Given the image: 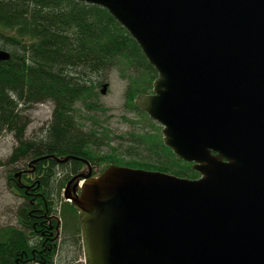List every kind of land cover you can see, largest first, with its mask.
I'll list each match as a JSON object with an SVG mask.
<instances>
[{"label":"water","instance_id":"1","mask_svg":"<svg viewBox=\"0 0 264 264\" xmlns=\"http://www.w3.org/2000/svg\"><path fill=\"white\" fill-rule=\"evenodd\" d=\"M79 1L136 41L157 76L134 103L199 174L84 160L62 192L84 264H264V0Z\"/></svg>","mask_w":264,"mask_h":264},{"label":"trees","instance_id":"2","mask_svg":"<svg viewBox=\"0 0 264 264\" xmlns=\"http://www.w3.org/2000/svg\"><path fill=\"white\" fill-rule=\"evenodd\" d=\"M0 49L9 53L8 59L0 60V132L12 133L16 142L6 162L32 160L39 168L32 177L21 174L19 181V167L9 174L23 202L17 212L20 226H0V264H84L77 262L82 256L78 214L61 195L66 182L83 172L84 160L99 171L117 164L183 178L199 177L191 163L164 145L161 126L136 107V95L152 91L157 73L136 41L104 7L79 0H0ZM110 70L127 80L126 111L147 121L118 136L128 142L123 152L130 156L127 159L121 158L123 153L117 148L97 152L95 149L107 142L99 140L98 129L81 128L75 107L79 103L87 109L103 110L97 99ZM101 74L103 79H97ZM45 101L53 104L46 135L27 137L30 119L25 111ZM103 136L111 140L107 133ZM64 157L69 158L64 162L54 159ZM63 166H68L71 174L57 181V167ZM37 190L43 203L30 205V193ZM44 204L48 216L53 213L63 218V243L71 240L70 255L58 260L62 240H53L47 232L41 234L49 230L43 221L47 218ZM35 209L39 211H32Z\"/></svg>","mask_w":264,"mask_h":264},{"label":"rangeland","instance_id":"3","mask_svg":"<svg viewBox=\"0 0 264 264\" xmlns=\"http://www.w3.org/2000/svg\"><path fill=\"white\" fill-rule=\"evenodd\" d=\"M97 79H103L102 74L98 75ZM104 82L107 83L105 92L102 94L99 92L97 99L100 105H102L103 110L87 109L84 105L78 103L75 106L77 108L78 121L84 131H90L92 128L98 129L99 140L107 142L100 144L95 149L97 152H105L110 151L111 148H117L123 153L126 152L125 147L128 145V142L126 141V137L120 138L118 136L126 135V132L146 125L147 121L134 112L126 111L124 107V90L127 80L122 79L116 70H110L102 80V83ZM100 88L101 86L97 90L99 91ZM52 109V102L45 101L35 104L32 108L25 111L26 116L30 119L26 128L27 137L38 139L46 135L47 127L52 116ZM103 133H107L111 140L106 139ZM15 145L16 142L12 133L0 132V226H20L17 220V212L18 207L23 202V198L17 194L15 183L9 178V174L18 170V167L22 169L23 164L26 163L24 161L26 160H21L14 164L6 162L7 157L11 154ZM129 157L125 153L121 155L123 159ZM99 169L98 166L92 168L93 175L98 174ZM86 171L87 167L85 166L83 172ZM68 174H71L68 166L57 167L55 178L59 181ZM70 241L67 238L64 239V243L62 240L59 244L57 260L60 256L66 257L70 255L69 250L72 248ZM80 251L83 259L82 248Z\"/></svg>","mask_w":264,"mask_h":264},{"label":"flooded vegetation","instance_id":"4","mask_svg":"<svg viewBox=\"0 0 264 264\" xmlns=\"http://www.w3.org/2000/svg\"><path fill=\"white\" fill-rule=\"evenodd\" d=\"M35 162L36 161L28 160L25 165L23 164V168L20 169V171H19L20 173L16 174V176L18 178L17 179L18 181L21 179V174H27V176H31V177H32V175L35 174V171L39 169V168L36 167ZM99 172L100 171H98V173ZM92 173H93V170H92ZM30 189L31 188H28V190H30ZM39 195H42L39 190H37V191H35L33 193L31 191V193H30V197H31L30 205L31 204L33 205L34 203H38V204L43 203V200H39L37 198V196H39ZM43 206H45V209H44L45 210V215L44 216L47 217V218L44 217L45 219L43 221H46L49 224V230L48 231H44L43 230V232L41 233L42 236L47 232V233H49V235H52V239L53 240L57 239L58 241H61L63 239V232H64L63 218L60 215L53 214V213H51L50 216H48L47 212H46L48 210L46 204H44ZM32 211H39V210L35 209V210H32ZM36 217H40L41 218L42 216L38 215ZM78 222H79V220H78ZM79 233H80V227H79ZM80 243H81V238H80ZM79 261L83 262L82 256L77 260V262H79Z\"/></svg>","mask_w":264,"mask_h":264}]
</instances>
